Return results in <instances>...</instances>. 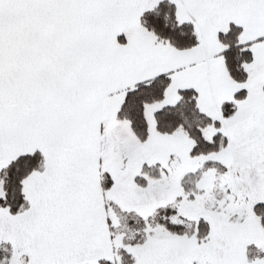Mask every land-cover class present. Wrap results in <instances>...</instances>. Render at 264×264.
I'll return each instance as SVG.
<instances>
[{
  "label": "snow or ice",
  "instance_id": "obj_1",
  "mask_svg": "<svg viewBox=\"0 0 264 264\" xmlns=\"http://www.w3.org/2000/svg\"><path fill=\"white\" fill-rule=\"evenodd\" d=\"M0 264H264V0H0Z\"/></svg>",
  "mask_w": 264,
  "mask_h": 264
}]
</instances>
